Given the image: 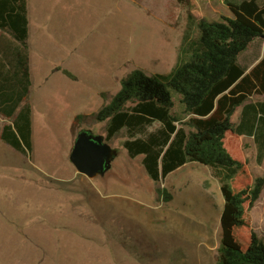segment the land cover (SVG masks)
<instances>
[{"label": "rangeland", "instance_id": "rangeland-1", "mask_svg": "<svg viewBox=\"0 0 264 264\" xmlns=\"http://www.w3.org/2000/svg\"><path fill=\"white\" fill-rule=\"evenodd\" d=\"M27 2L42 17L30 18L32 150L24 155L0 140V264H215L224 200L213 169L191 163L153 182L143 156L131 159L123 148L125 131L108 142L117 156L105 176L78 174L69 156L82 130L106 137V123L91 118L104 104L101 95L110 100L135 70L170 73L188 15L220 22L231 17L224 0H190L187 7L176 0ZM263 51L264 38L240 64L252 68ZM79 115L90 118L73 125ZM240 143L264 176L254 139ZM158 188L172 198L160 200ZM251 219L264 240V192Z\"/></svg>", "mask_w": 264, "mask_h": 264}, {"label": "trees", "instance_id": "trees-1", "mask_svg": "<svg viewBox=\"0 0 264 264\" xmlns=\"http://www.w3.org/2000/svg\"><path fill=\"white\" fill-rule=\"evenodd\" d=\"M189 6L190 0H176ZM231 17L220 22L188 15V30L176 67L168 74L135 70L120 91L91 116L106 123V142L125 131L131 159L159 183L181 167H209L220 179L224 200L221 241L215 264H264V240L251 212L264 192V176L252 170L242 136L253 138L264 159V54L250 70L240 57L264 38V0H224ZM29 16L27 0H0V140L26 155L32 150ZM72 81L77 77L57 69ZM241 109L239 119L233 116ZM90 116L79 115L74 124ZM158 198L172 197L157 189Z\"/></svg>", "mask_w": 264, "mask_h": 264}, {"label": "water", "instance_id": "water-1", "mask_svg": "<svg viewBox=\"0 0 264 264\" xmlns=\"http://www.w3.org/2000/svg\"><path fill=\"white\" fill-rule=\"evenodd\" d=\"M116 156V151L104 136L94 135L91 130H82L76 138L69 160L78 174L94 180L111 170Z\"/></svg>", "mask_w": 264, "mask_h": 264}, {"label": "crops", "instance_id": "crops-1", "mask_svg": "<svg viewBox=\"0 0 264 264\" xmlns=\"http://www.w3.org/2000/svg\"><path fill=\"white\" fill-rule=\"evenodd\" d=\"M32 13H34L35 15H33ZM28 16H29V22H30V18H32V20H40L42 17L38 14H36L35 12H31L30 10H28ZM34 17V19H33ZM30 25H29V42H30ZM30 45V43H29ZM30 49H31V45H30ZM263 54H264V51H263ZM263 56V55H262ZM30 63H31V55H30ZM251 69V68H250ZM249 69V70H250ZM242 138H247L245 136H242ZM188 165V164H187ZM187 165L181 167L180 169H178L177 171H175L174 173L178 172L179 170H181L182 168L186 167ZM78 173V172H77ZM75 171H74V174H77ZM65 201V203H69L70 200H73L72 197H62Z\"/></svg>", "mask_w": 264, "mask_h": 264}]
</instances>
